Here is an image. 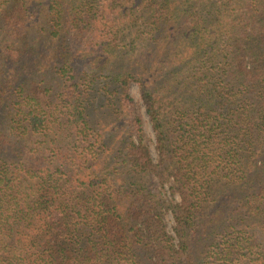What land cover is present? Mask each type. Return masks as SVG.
Returning <instances> with one entry per match:
<instances>
[{"label": "trees", "instance_id": "1", "mask_svg": "<svg viewBox=\"0 0 264 264\" xmlns=\"http://www.w3.org/2000/svg\"><path fill=\"white\" fill-rule=\"evenodd\" d=\"M0 264H264V0H0Z\"/></svg>", "mask_w": 264, "mask_h": 264}, {"label": "rangeland", "instance_id": "2", "mask_svg": "<svg viewBox=\"0 0 264 264\" xmlns=\"http://www.w3.org/2000/svg\"><path fill=\"white\" fill-rule=\"evenodd\" d=\"M131 93H132V95L135 97V99L138 102L141 101L139 87L137 85H133L132 86ZM144 116H145V121H146V124H145V126H146V132H147V136L149 138V146H150V149H151V152H152L154 158L157 159L158 153L156 151V146H155V144H156V136H155V133H154V131L152 129V126L150 124V121H149L148 116L146 114ZM167 219L169 221V226H170V229L172 231V227H173V224H174L172 215L171 214H168Z\"/></svg>", "mask_w": 264, "mask_h": 264}]
</instances>
